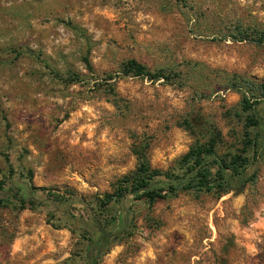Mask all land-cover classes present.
<instances>
[{"label":"rangeland","instance_id":"rangeland-1","mask_svg":"<svg viewBox=\"0 0 264 264\" xmlns=\"http://www.w3.org/2000/svg\"><path fill=\"white\" fill-rule=\"evenodd\" d=\"M262 32L264 0H0V264H90V213L111 235L96 264H264V101L241 113L230 88L264 81ZM248 117L257 173L240 194L99 212L140 163L181 176L211 137L236 154Z\"/></svg>","mask_w":264,"mask_h":264},{"label":"trees","instance_id":"trees-1","mask_svg":"<svg viewBox=\"0 0 264 264\" xmlns=\"http://www.w3.org/2000/svg\"><path fill=\"white\" fill-rule=\"evenodd\" d=\"M237 41H244V38H239ZM251 41L256 46H264V32ZM123 69L125 75L131 77L165 79L159 74H150L134 61L126 62ZM231 82L230 88L240 95L238 107L241 113L252 111L254 106L264 101V81L240 79L231 80ZM238 113H235L234 117H238ZM245 125V128H250V131L244 135L240 142L241 149L236 154L218 158L215 155L217 142L215 137H211L206 144L195 143L180 159V165L184 171L181 176H169L157 170H150L145 164L140 163L135 172L121 181L112 193L103 196L98 204L99 212H103L111 204L121 203L127 195H131L133 199H146L152 203L158 199H164L167 195L174 196L179 190L213 193L216 198L230 193L240 194L246 186L255 183L257 173L258 121L248 117L245 118ZM159 177L167 179L168 184L164 188H152L153 180ZM5 185L3 181H0V191ZM7 187L16 191L11 184ZM89 220L97 232V240L87 246L85 254L90 264H96L99 254L111 235L91 213Z\"/></svg>","mask_w":264,"mask_h":264}]
</instances>
